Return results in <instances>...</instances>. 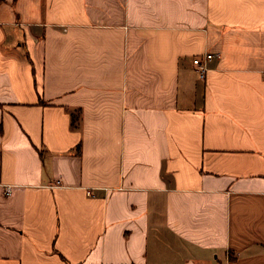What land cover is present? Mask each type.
I'll list each match as a JSON object with an SVG mask.
<instances>
[{
    "label": "crops",
    "instance_id": "obj_1",
    "mask_svg": "<svg viewBox=\"0 0 264 264\" xmlns=\"http://www.w3.org/2000/svg\"><path fill=\"white\" fill-rule=\"evenodd\" d=\"M0 264H264V0H0Z\"/></svg>",
    "mask_w": 264,
    "mask_h": 264
},
{
    "label": "built area",
    "instance_id": "obj_2",
    "mask_svg": "<svg viewBox=\"0 0 264 264\" xmlns=\"http://www.w3.org/2000/svg\"><path fill=\"white\" fill-rule=\"evenodd\" d=\"M213 56H215V54H213V53H207L206 54V60L211 59ZM193 62L195 64H197V68H198V71H199L201 77H204L205 76V73H206V71L208 69L206 63L202 60L201 57L194 58ZM10 188H11L10 186H7V192L10 191Z\"/></svg>",
    "mask_w": 264,
    "mask_h": 264
}]
</instances>
